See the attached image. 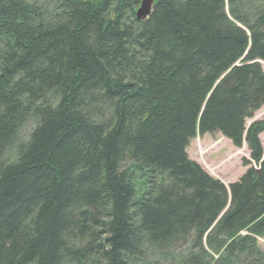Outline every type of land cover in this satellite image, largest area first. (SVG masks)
<instances>
[{
    "label": "trees",
    "instance_id": "obj_1",
    "mask_svg": "<svg viewBox=\"0 0 264 264\" xmlns=\"http://www.w3.org/2000/svg\"><path fill=\"white\" fill-rule=\"evenodd\" d=\"M141 1L0 0V264H264V0Z\"/></svg>",
    "mask_w": 264,
    "mask_h": 264
},
{
    "label": "rangeland",
    "instance_id": "obj_2",
    "mask_svg": "<svg viewBox=\"0 0 264 264\" xmlns=\"http://www.w3.org/2000/svg\"><path fill=\"white\" fill-rule=\"evenodd\" d=\"M261 64L264 69V61ZM262 119H264V107L258 110L253 118L247 120V127L253 122ZM259 138L264 148V132ZM187 153L192 160L198 162L210 175L220 179L227 186L238 181L249 168V166L243 164V160L251 159L250 149L246 141H244L241 148H237L230 139L221 133L197 135L191 140ZM252 165L258 167L256 163ZM138 178L135 179L137 188L143 190L145 182ZM258 243L259 247L264 251V237H259Z\"/></svg>",
    "mask_w": 264,
    "mask_h": 264
},
{
    "label": "water",
    "instance_id": "obj_3",
    "mask_svg": "<svg viewBox=\"0 0 264 264\" xmlns=\"http://www.w3.org/2000/svg\"><path fill=\"white\" fill-rule=\"evenodd\" d=\"M156 1L157 0H142L137 11H136L137 19L138 20L148 19L153 12L154 5L156 4ZM258 62L262 63L261 60H258ZM237 65H239V64H237ZM227 208H226V210H227Z\"/></svg>",
    "mask_w": 264,
    "mask_h": 264
}]
</instances>
